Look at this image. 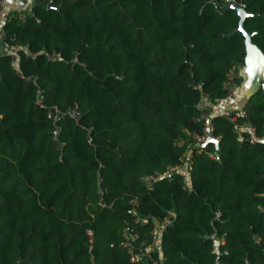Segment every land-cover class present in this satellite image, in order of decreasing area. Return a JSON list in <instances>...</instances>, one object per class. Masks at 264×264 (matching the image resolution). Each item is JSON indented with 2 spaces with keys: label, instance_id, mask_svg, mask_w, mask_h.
Here are the masks:
<instances>
[{
  "label": "trees",
  "instance_id": "16d2710c",
  "mask_svg": "<svg viewBox=\"0 0 264 264\" xmlns=\"http://www.w3.org/2000/svg\"><path fill=\"white\" fill-rule=\"evenodd\" d=\"M226 3L36 0L34 18L4 25L15 55L0 57V264H131L122 230L150 241L164 219L159 264H264V142L237 131L248 123L264 136V88L246 118L213 117L219 149L204 152L218 161L193 156L187 179L147 182L180 165L232 69L230 84H241L245 40L236 13H220ZM237 3L264 56V0ZM53 108L79 117L54 123Z\"/></svg>",
  "mask_w": 264,
  "mask_h": 264
},
{
  "label": "built area",
  "instance_id": "2783aa9c",
  "mask_svg": "<svg viewBox=\"0 0 264 264\" xmlns=\"http://www.w3.org/2000/svg\"><path fill=\"white\" fill-rule=\"evenodd\" d=\"M227 1H233L236 4L237 2H240V0H226ZM8 0H1L0 1V14L2 8L6 5ZM51 3V2H50ZM242 6L241 4H238ZM244 8V6H242ZM34 18V14L30 13L28 15H19L17 18L22 23L25 22L26 18ZM3 36V32H2ZM10 49V48H9ZM8 55H11L14 57L15 51L10 49V53ZM59 57L55 56L51 59V61L58 60ZM12 66H16V60L15 58L12 60ZM234 74V69H232L229 73V82L226 84L228 86V92L223 101H229L232 99L235 87H233L230 84V79L232 78ZM37 104L41 107H43V97L38 92L37 94ZM206 104L203 105V107ZM66 116H69L70 118L77 119L79 117V114L76 111H69L67 114H60L56 108H53L51 111L49 118H51L54 123L60 121L61 119L65 118ZM226 119H228L232 124H235L238 119L246 118V112L242 110L229 112L223 115ZM213 116L211 112L208 114H202L201 120L203 121L202 129L200 134H194L191 135L190 143L186 145V151L182 158L180 159V165L169 168L164 174L162 175H155L154 177L148 178L147 182L150 184H154L158 179L168 176L171 173L178 172L181 168L186 169V172H190L192 170V157L193 156H200V155H206L208 159L212 161H218L219 156L217 153H205L204 148H202V145L205 143L206 139L208 137L213 138L216 142L219 143V138L214 136V126L212 123ZM237 131L242 132L245 131L247 133L246 140L253 144L257 142H264V136H258L255 132V130L251 127L248 123H243V125L239 126L237 128ZM236 131V132H237ZM57 136V130L53 133V137L56 138ZM88 142L90 143L91 140L88 138ZM101 208H105V205L99 204ZM111 208V205L108 207ZM132 217L135 218V223L138 224V226H146L148 224V219L146 218H139L137 214L132 211L131 212ZM172 225L171 221L169 219H164L162 221H155L154 227L152 231L150 232V241L142 240L140 235L134 231L131 227H125L121 232V240L119 243V247L123 250V252L128 257V260L131 264H159L161 262V256L160 258L155 256V253H160L159 249V238L162 232H164L167 227H170ZM86 240H87V249L88 252L92 250L93 245V239H92V233L90 231L86 232ZM215 246L212 249L211 254L212 255H218V250L216 248V245H225V236H222L219 239H215ZM161 260V261H160Z\"/></svg>",
  "mask_w": 264,
  "mask_h": 264
},
{
  "label": "crops",
  "instance_id": "0c3cea01",
  "mask_svg": "<svg viewBox=\"0 0 264 264\" xmlns=\"http://www.w3.org/2000/svg\"><path fill=\"white\" fill-rule=\"evenodd\" d=\"M35 3L36 0H8L6 5L2 8L0 14V57L7 56L10 53V49L5 45L2 39L4 25L9 22L12 17L33 13L32 9ZM251 74L253 77L250 76ZM237 76L241 79V84L235 89L232 99L229 101H221L216 105L210 106L213 116L242 110L248 99L264 88V77L255 76L253 69L247 62L243 67L239 68ZM205 106L208 107L209 105L206 104ZM179 171L185 174L184 168H181ZM185 176L187 179L188 176L186 174Z\"/></svg>",
  "mask_w": 264,
  "mask_h": 264
},
{
  "label": "water",
  "instance_id": "95a60500",
  "mask_svg": "<svg viewBox=\"0 0 264 264\" xmlns=\"http://www.w3.org/2000/svg\"><path fill=\"white\" fill-rule=\"evenodd\" d=\"M228 11L235 12L239 19L238 28L235 33L242 34L245 40L246 62L251 66L257 76L264 77V56L252 43L251 35H249L244 29V22L247 18H249V15L246 14L242 6L236 4L233 1H227L225 8L220 13L223 14ZM208 144L214 145L216 150L219 149V143L211 137H208L206 139L205 143L202 145V148H205Z\"/></svg>",
  "mask_w": 264,
  "mask_h": 264
},
{
  "label": "rangeland",
  "instance_id": "374dc122",
  "mask_svg": "<svg viewBox=\"0 0 264 264\" xmlns=\"http://www.w3.org/2000/svg\"><path fill=\"white\" fill-rule=\"evenodd\" d=\"M254 74H255V76H257L255 72H254ZM250 76L253 77L252 74ZM257 77H259V76H257Z\"/></svg>",
  "mask_w": 264,
  "mask_h": 264
}]
</instances>
